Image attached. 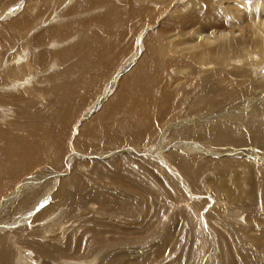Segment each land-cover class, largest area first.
I'll list each match as a JSON object with an SVG mask.
<instances>
[{
	"label": "rangeland",
	"instance_id": "1",
	"mask_svg": "<svg viewBox=\"0 0 264 264\" xmlns=\"http://www.w3.org/2000/svg\"><path fill=\"white\" fill-rule=\"evenodd\" d=\"M27 1L4 0L1 1L2 3L0 2V38L5 35L1 26L5 24V30L11 28L8 25L9 21L23 13L34 16L35 12L46 10V16L52 14L60 18V11L64 14L65 10L77 5L76 0H59V2L52 0L50 5L47 3L44 6L42 5L45 0H29L28 4H31V8L27 11L24 8ZM33 1L37 4L32 3ZM133 1L139 6L149 5L151 8L158 7V9L163 10L153 13L154 15L148 19L149 23L147 24L149 25L146 22L141 25L142 22L137 20L135 21L136 24L134 23V29L131 26L132 36L129 40L131 51L127 59L119 54L114 58L122 61L118 67L110 69L106 67L105 63L102 66V75L107 76L109 74V77L101 78L104 89L101 95L88 104L86 109L83 107L84 110L75 117L72 125H68L67 130L69 131L64 138L66 146L59 159L60 165L58 167H51L49 164L37 165L36 168H32L26 174L17 176L16 181L0 194V242H2L0 243V264H12V261L7 259L9 255L5 252L7 249L12 250L11 245L14 246L12 253H16L17 258L20 257L14 264H53L52 261L54 260H56L54 264H264V150L261 146H247V148L240 147V149L237 146L234 147L237 141L231 139L216 140L208 133L201 134L202 138L208 137L209 140H205L206 142L203 139L188 140L189 138L184 139L182 136L179 140L170 139L175 133L167 136L169 132L177 129H180L181 132L189 129V127L193 128L194 125L220 123L221 120L228 124L237 122L239 127L234 126L237 134L250 133L252 126H254L253 123L244 126L248 120L245 124H241L239 117L248 118L251 113L257 112L260 114L256 118H249L254 119L255 122H259V126L264 127V54L260 51L264 48L259 49V47L246 44L249 40L254 42L255 35L264 39V25H260L263 18H259L253 4L254 0H159L158 3L154 0ZM204 1L212 5L215 13H219H217L218 20L223 19L224 22L215 28L217 31L222 30L223 36H219L221 33L215 31L210 33V37L205 40H195L188 36V33L192 31L191 29L199 28V23L189 27H181L183 25L181 21L180 29H174L165 37L158 33L159 23L170 19L174 20L176 16H180V20L183 21V14L185 18L189 15V20L196 17L193 13L196 15L203 14L205 10ZM4 2L8 5L12 2L10 6L16 5V2H21V5H18L17 9L14 8L15 6L8 9ZM49 6L51 11H48ZM94 8L98 9L87 12L88 18L91 17H89L90 12L101 13L100 6ZM76 15H79L76 19L81 16V14ZM46 19L39 22L34 19L35 25L32 26L33 29H29L26 36L29 38L40 36L43 31L49 28L50 24H53L51 17ZM59 21L61 25L67 22H75L73 20L64 22L65 20L62 18ZM22 22L24 21L22 20ZM54 26L51 25V32H53ZM173 26L177 25L174 24ZM92 28L96 27L92 26ZM149 32L157 33V36L167 39L166 43L170 49H172L173 38L180 37L179 51H175L180 54V67L179 69L165 68L163 71V75L168 77L166 84L168 90L173 94L171 102H174V105L180 104V106H174V109L170 107L168 116L158 124L159 127L156 124L155 133H147L139 144L134 145L124 141L121 145L113 144L110 147H105L99 142L88 147L89 150L82 151L78 143L82 124L87 123V120L93 116L92 114L99 110L98 106L104 102L102 99L107 90L109 92L106 98L115 92V85L121 79L120 76L128 73L141 55L144 37ZM15 34L16 36L19 34L17 37L21 36L20 31H15L13 35ZM5 40L0 39V46L6 50L9 47L7 45H10L9 49L13 50V53L7 55L6 52V59L10 60L20 49L16 45L18 43L11 44ZM69 47L63 46L54 52L58 53ZM3 50L0 49V54L3 53ZM213 54L214 56H212ZM171 55L173 59L170 60L178 58L173 53ZM110 56H112L111 53L106 59ZM47 57H50V54ZM218 63L227 67L223 71L227 72L231 82H235L239 78L233 76L235 69L252 73L254 79L248 81L250 83L247 84L246 88L243 86L238 88V90H244V93L238 92L236 89L232 92L230 87L226 88L230 92L229 98L227 97L228 100L225 98V94L219 93L218 90L216 92L212 85L216 93H209V99H204L202 108L197 109H203V113L199 112L195 110V105L200 97L205 98L208 94L207 89L201 87L202 83L206 82L208 85L213 83V72L221 66ZM12 69L14 67H9L4 74L7 75V78L12 75ZM223 75V72H220L216 77L218 79ZM24 76L26 74L21 72L19 79ZM210 78L212 79L211 82L207 81ZM101 84L98 90H100ZM109 84L110 86L112 84L111 88ZM250 88L252 91L261 92H257L254 97L248 96L247 93L251 91ZM23 90L19 91L22 92ZM45 99L50 103L47 102V105L43 104L42 106L41 103ZM206 101L207 104L209 102V108L205 106ZM34 102L35 106L31 108V115L24 114V118L29 120L26 121V124L32 123L31 128H39L44 121L40 115L48 113V107L52 104L49 96L38 97ZM253 102L256 103L253 104ZM217 103L221 104L217 105ZM224 106L226 108L222 111ZM0 107V111H3L6 117L12 114L5 112L4 106L0 105ZM204 108L210 109V111L207 110L209 111L207 112ZM196 111L197 113H195ZM204 112L210 114L205 116ZM13 119L14 125L17 123L14 126L16 128L22 117L20 118L15 114ZM194 119L196 120L194 121ZM13 121L10 118L5 123L0 117V125L4 127L13 128ZM20 130L23 131V129ZM117 135L124 138L121 133ZM10 136L16 137V134H10ZM216 141L219 143L217 147ZM220 143L221 147H219ZM239 150L243 151L244 154H241ZM169 151H176L181 155V158L193 159L185 167L187 172L192 175L197 189L193 190L194 185L189 183L175 166L172 167L166 161ZM124 159L129 160V162L125 161L128 163L127 166L122 164ZM67 160H69L68 164ZM224 160L229 163L225 170L228 175L230 174V178L240 171L249 174L251 172L248 176L250 182L248 196L244 195L240 200H234L230 199L232 198L230 187H226L222 191L216 188L217 184L219 186L220 180L223 181V170L222 168L221 171L218 169L210 170L211 165L208 166L207 164L215 165ZM210 161L212 162L210 163ZM111 163H119L121 166L115 165L114 167L122 170L119 169L118 171L117 169V174L115 168L110 165ZM200 163H206L203 164V169H201ZM246 164L252 166V171L251 168L245 166ZM146 165L151 166L147 167ZM196 165L200 166L201 171L198 170L199 167H197L198 169L195 168ZM94 166H99L100 174L93 173ZM194 168L195 171L197 170L196 172H194ZM205 168H208L207 172ZM190 169H193L191 173L188 171ZM259 169L262 173H258ZM112 171L115 176L113 179ZM128 171H130L129 174ZM87 172L89 173L87 174ZM143 175H147V178H141ZM74 176L77 178L78 188L71 187V196H64L65 194H60V191L56 196H51L55 192L53 190L59 188L62 181H67ZM237 176L242 177L240 174ZM203 180L205 181L203 182ZM2 182L0 180V183ZM238 188L233 190V194L236 195L244 189L246 191L244 185H240ZM15 194L18 195L15 196ZM20 200L23 202L16 203ZM159 223L161 225L163 223V225L161 226ZM112 225L117 231L111 230ZM95 235L103 238L102 240L99 237L102 240V248L98 249L99 247L96 246L92 251H89L88 244ZM107 239L112 240V242L108 243ZM53 247H57L56 249L59 250H53ZM61 247L68 253L66 257H63V254L57 256ZM35 248L39 251H36ZM43 254L45 257L42 258Z\"/></svg>",
	"mask_w": 264,
	"mask_h": 264
},
{
	"label": "bare ground",
	"instance_id": "2",
	"mask_svg": "<svg viewBox=\"0 0 264 264\" xmlns=\"http://www.w3.org/2000/svg\"><path fill=\"white\" fill-rule=\"evenodd\" d=\"M1 1L4 0H0V2ZM28 1L24 5L25 10L27 11L30 10L31 8L30 7L31 4H28ZM57 1L59 2V0H55V2ZM137 1H146V0H137ZM158 1L159 0H154V2L156 3H158ZM34 2L35 1H33L32 3ZM51 2L52 0H45L42 6L46 5L47 3H49L48 5H50ZM75 2L77 5H74L72 8H68L67 10H65L64 14H62L61 11L59 12V16L60 18L65 20L64 22L72 21V20L75 22H67L64 25H61L60 24L61 22L59 21L60 18L53 16L52 14L46 16L47 11L43 10V12L40 11L35 12L34 16H32L31 14H29V16L24 15L23 13L22 15H19L16 18L11 19L9 23L7 22L11 28H7L6 30H5V24L1 26V30L5 32L4 33L5 35L3 36L1 35L2 37L0 39H6L5 41L10 42L11 44L18 43L16 45L19 46L18 49L20 50H17L14 56L10 60H7L6 52L7 55H9L10 53H13V50L11 51L9 49L10 48L9 44L7 45L9 47L6 50H3L2 47L0 46V49L3 50L2 51L3 53L0 54V105L4 106L5 112L12 113L10 114L11 116L9 115L6 117L3 111H0V117L1 119L4 120L5 123L10 118L11 121H13L14 120L13 116L15 114L16 116H20V118L22 117V120L20 119L18 121L20 122V124L16 128L14 126H16L17 123L14 125V121L12 122L13 128H8L0 125V180L3 181L2 183H0V194L9 188L11 183L16 181L15 179L17 178V176H20L21 174H26L28 171H30L32 168H34L37 165L49 164L51 167H58V165H60L59 159L63 154L64 148L66 146L64 138L65 135H67V131H69L67 130L68 125H72V122L75 120V117L79 113H81L84 109H86L88 104H90L93 99L95 100L99 95H101V92L104 89V85L101 84V78L105 76L102 75L103 72V70H101V68H103L102 66L105 63L106 67L110 69L115 68L116 66L118 67L122 61H119L118 59L116 60L114 58L119 56V54H122L121 57L127 59V56L130 54L131 51V49L129 48L130 47L129 40L131 39L132 36L131 29L134 26V23L136 24L135 21L137 20L141 21L142 22V24L140 23L141 25H143L144 22H146L147 24L149 23L148 19L154 15L153 13H158L163 10L161 8L158 9V7L151 8L149 5L139 6L136 5L133 0H126L123 2H119L118 0H79V3H77L76 0ZM83 3H85V5H83ZM35 4L37 3L35 2ZM204 4H205V10L203 14L196 15L195 13H193V15L196 16L195 18L191 17L192 19L189 20L188 18L189 15H187V18H185L183 14L184 17V18L182 17L183 21L180 20V16H176L174 20L170 19L171 21L167 20L162 22L161 24L159 23L157 28L159 30L158 33L162 37H165V35L173 31L174 29H178V28L180 29V21L183 24L181 25V27H189L192 26V24L199 23V28L194 30L191 29L192 31H189L188 36L194 38L195 40L207 39L208 37H210L209 34L217 31L215 28L220 26L221 23H223L224 21L223 19L218 20V16H217L218 12L215 13V10L210 3L204 1ZM253 4L255 5L256 12L259 14V18L260 19L263 18V20L260 21V25L262 24L263 26L264 0H254ZM99 6H100V10H102L101 13L90 12L91 14H89V17L90 16L91 17L88 18V15H86L87 12L94 9H98L94 7H99ZM7 7L8 6H6V8ZM49 10L51 11V7L50 9H48V11ZM76 14H81L79 19H76V17L79 16ZM49 17H51V21L53 24H50L49 28L43 31L40 36H37V38H31V37L29 38V36H26V34H28L29 32V29L30 28L33 29L32 26L35 25L34 19H36V21L39 22L41 20H47L46 18ZM22 20L24 22H22ZM197 20L199 21L197 22ZM174 24L177 26H173ZM51 25H55L53 27V32L50 31ZM92 26H95L96 28H92ZM203 30H205V32H203ZM15 31L16 32L20 31L21 36L17 37L19 34H17V36L16 34L13 35ZM217 32L221 33L222 30H218ZM221 35L223 36L222 33L219 36ZM162 37H160L159 35L157 36V33H152V32H149L146 35V37H144L145 40L141 46L142 53L139 56L138 60L135 62L134 65H132V68L129 69L128 73L120 76L121 79L115 85L116 87L115 92L109 95L108 98H106L109 92L107 90L105 97L102 99L104 100V102L102 103V105L100 104L101 106L100 105L98 106L99 110H96L92 114L93 116L90 117L91 119L88 118L89 116L87 117L88 119H90L87 120V123L82 124L80 128V134L78 137V143L80 144V148L82 149V151L85 152L89 150L88 147L94 146L99 142H101L102 145H104L105 147H110L113 144L121 145L122 142L124 141L130 142L134 145L139 144L141 142V139H143L147 133L149 134L155 133V130L157 129V127H159L158 124L168 116L170 107L171 109H174V106L176 107L180 106V104L174 105V102H171L173 98V94L169 92L168 87L166 85L168 82L167 81L168 77L166 75H163V71L165 68L179 69L180 67V56H179L180 54L175 52V51H179L180 37L173 38L172 40L173 44L171 45L172 49H170V47L168 48L166 43L167 39ZM254 39H255L254 42H252V40L249 41L247 40L248 42L246 44L259 47V49L264 48L263 38L257 37L255 35ZM242 40L245 42L244 39ZM63 46H70V47L58 53L54 52L55 50L58 51ZM260 51L263 52L264 54V49ZM109 53H111L112 56L106 59ZM171 53L177 55L178 58H175L174 60H170L173 59ZM20 54H22V56H20ZM48 54H50V57H47ZM212 56H214V54ZM212 58L214 59V57ZM213 62H215V60H213ZM222 65L219 67L217 66L218 67L217 70L213 72V77H212L213 80L211 78L207 80L209 82H211L212 80L213 82L212 84L209 83L208 85L206 84V82L202 83L201 87L206 88L208 94L205 98L200 97L199 101L195 105V110H197L200 107L202 108L203 106L202 102H204L203 101L204 99L206 100L208 98L209 93H216L218 90L219 93L225 94L226 97L225 96L224 97L228 100L229 98L228 96H230V92L226 88L230 87L232 92H234L235 89L238 92L240 91L243 92L244 90L241 89L238 90V88L242 86L246 88L247 84L250 83L248 81L254 79L252 73L244 72L242 69H239V71L235 69L233 70L235 71L234 72L235 74L233 76L239 78L237 81L231 82L228 79L229 75L226 74L227 72L223 71L227 67ZM9 67H14V69H12L11 72L12 75H10V78H7V75L4 74L7 72V69ZM21 72L26 74V76L19 79ZM220 72H223L224 75L221 78L217 79L216 75H219ZM108 75L105 77H109ZM100 84H101V88L100 90H98ZM212 85L215 87L216 92L214 91ZM111 86L109 84L110 88ZM22 89H24L22 92L19 91ZM250 89L251 91L248 92L247 94L248 96L251 97H254V95H256L257 92H261L258 90L252 91V88ZM32 95L36 97H33ZM46 96L50 97L52 105L48 107L49 108L48 113L46 112L44 115L42 114L40 115L41 119L44 120L42 121L40 127L31 128L32 123L29 122L30 124H26V121L29 120L24 118V114L27 113L30 114L31 108L35 106V102H34L35 99H38V97L43 98ZM222 100L224 99L222 98ZM47 102H48L47 99H45L44 102L41 103V105L43 106V104L47 105L48 103H50ZM255 103L256 102H253V104ZM206 104L207 101L205 103V106L208 107L209 102L207 105ZM219 104L221 103H217V105ZM209 106L211 107V105ZM226 106L229 107L231 105H226ZM226 106H224V109H222L223 107L221 108L222 111L225 110ZM83 107L85 108L83 109ZM207 110L210 111V109H206V111ZM197 111L202 112L203 109ZM197 111L195 113H197ZM204 114L206 116L209 115L210 113L204 112ZM259 114L260 112L251 113L249 117L256 118V116ZM249 117L248 118L239 117V122H241V124H245V122L248 120L246 122V125L244 126H249L250 124L253 123L254 126H252V131L250 133L237 134L235 133L237 130L234 127V126L239 127L237 122L228 124L222 122L221 120L220 123L215 122L213 124L209 123L201 126L194 125L192 126L193 128L189 127V129H186L181 132L180 129L179 130L177 129L169 132L167 136L175 133V135H172L170 139L179 140L180 136H182L184 139L189 138L188 140L194 139L196 141L198 139H203V141L205 140L208 141L209 140L208 137L207 138L201 137L202 136L201 134L208 133V135H212L213 139L216 140L226 141V139L228 140L231 139L232 141L235 142L237 141V143L234 144V147L237 146L238 148L240 147L247 148V146L255 147V145H260L261 148L264 150V127H262L261 125L259 126V122H255L254 119L252 120ZM196 119H194V121ZM20 129H23V131H21ZM118 133L124 135V138L119 137L117 135ZM10 134H16V137L10 136ZM230 143L233 144V142L231 141ZM212 144L214 145V142ZM218 144H219L218 141H216V147L218 146ZM219 147H221V143ZM239 151L241 152V150ZM241 154H244L243 151L241 152ZM180 156L181 155L176 151L174 152L169 151L166 156V161L172 167L175 166L180 171V173L187 178V181L189 183L191 182L194 185V188L192 187L191 188L195 190L197 188L195 187V184L193 182L192 175L187 172V169L185 167V165L188 162L193 161V159H184L181 158ZM182 157L184 156L182 155ZM126 160L127 159H124V163H122L124 164V166H127L126 164H128L125 163ZM127 161L129 162V160ZM66 162L68 164L69 160H67ZM211 162L212 161H210V163ZM203 164L206 163L201 164V169H203L202 167ZM110 165L112 166V168H115L114 167L115 165L121 166L119 163L118 164L111 163ZM207 165L212 166V167L210 166L209 168L210 170L218 169L221 171L222 168L224 174V178H222L223 181L220 180L219 186L217 183L216 184L218 187L216 185L215 186L217 189L221 191L225 190L226 187H230L232 189V192L230 193V196L232 198L230 199L240 200L242 196L244 195L246 196L249 193L248 190L250 189V182L248 176H250L251 172L249 174L248 172L240 171L238 173L233 174V176L230 178L229 177L230 174L228 175V173L225 170V167L228 166L229 163L225 162V160L221 161L220 163H216L215 165H213L212 163ZM149 166L151 165H148L147 167ZM245 166L251 168L252 171L251 165L246 164ZM197 167H199V169ZM195 168L200 170V166L196 165ZM195 168H194V172L197 171V170L195 171ZM117 169L119 171V169L121 168L116 167L115 168L116 173H117ZM126 169L131 170L130 168H126ZM207 169L205 168L206 172ZM93 170L94 172L93 171L91 172L95 174H100L99 166H94ZM191 170L193 169H190L188 171H190L191 173ZM89 172H87V174ZM202 172L204 173V170ZM260 172L261 170L259 169L258 173ZM129 173L130 171H128V174ZM238 174H240L242 177L239 178V176H237ZM198 175H200V173ZM137 176L138 175L136 174V177ZM114 177L115 176L113 175V171H112V179ZM142 177L146 179L147 175H143L141 176V178ZM76 180L77 178L74 176V177H70L67 181H62L60 183L59 188L53 190L55 191L54 194L51 195V193H49V195L56 196L57 194H59L60 191V194L62 193L65 194L64 196H71V192H72L71 187L78 188V184L76 183ZM204 181L205 180H203V182ZM240 185L246 186V191L244 189L243 191L237 193L236 195L233 194L234 193L233 190L239 189L238 187H240ZM226 193L228 192L226 191ZM17 195L18 194H15V196ZM22 202L23 201L20 200L17 201L16 203H22ZM8 213L11 215L10 211H8ZM38 217L40 218V215H38ZM111 230L117 231V229L114 227ZM99 237L100 236L98 235L93 236L90 243L88 244L89 251H92V249L96 246L99 247L98 249L102 248L103 238L100 237L102 239L100 240ZM107 242L108 243L112 242V240L107 239ZM11 247L12 250L7 249L5 252H7V254L9 255L7 256V259L11 260L12 264H14L17 261V259H19L20 257L17 258L16 253H12L14 251L13 248L14 246L11 245ZM56 248L53 247V250H59ZM36 251L39 250L36 249ZM63 251H65V249L61 247V250L59 251L60 253L57 252V256L59 254L60 255L63 254L62 256L66 257L68 253L66 251L65 252ZM47 255L49 256V254ZM43 257H45L44 254L42 258ZM55 261L56 260L52 261L53 264Z\"/></svg>",
	"mask_w": 264,
	"mask_h": 264
},
{
	"label": "crops",
	"instance_id": "3",
	"mask_svg": "<svg viewBox=\"0 0 264 264\" xmlns=\"http://www.w3.org/2000/svg\"><path fill=\"white\" fill-rule=\"evenodd\" d=\"M16 1H17V0H16ZM19 1H22V0H19ZM4 3H5V2H4ZM20 3H21V2H18V3L16 2V5H13V6H15L14 8H16L18 5H21ZM24 3H25V2H24ZM11 4H12V2H10V5H11ZM5 5L8 6V9H11V8L13 7V6L8 5L7 3H5Z\"/></svg>",
	"mask_w": 264,
	"mask_h": 264
}]
</instances>
